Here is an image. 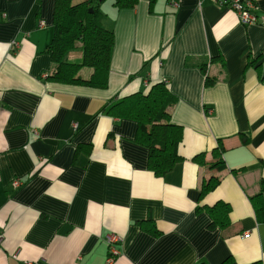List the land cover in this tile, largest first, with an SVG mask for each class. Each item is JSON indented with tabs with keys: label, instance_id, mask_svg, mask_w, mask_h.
I'll use <instances>...</instances> for the list:
<instances>
[{
	"label": "crops",
	"instance_id": "1",
	"mask_svg": "<svg viewBox=\"0 0 264 264\" xmlns=\"http://www.w3.org/2000/svg\"><path fill=\"white\" fill-rule=\"evenodd\" d=\"M54 7L0 0V264H107L110 235L121 238L112 264H264V25L213 0H101L115 45L95 87L50 78ZM67 59L82 61L81 44ZM159 81L183 126L182 159L164 176L137 122L110 110ZM218 201L230 222L212 228Z\"/></svg>",
	"mask_w": 264,
	"mask_h": 264
},
{
	"label": "trees",
	"instance_id": "2",
	"mask_svg": "<svg viewBox=\"0 0 264 264\" xmlns=\"http://www.w3.org/2000/svg\"><path fill=\"white\" fill-rule=\"evenodd\" d=\"M100 1L87 0L76 4L73 0H55V35L47 48L55 64L51 79L61 83L107 86L115 34L103 25ZM115 3L121 7L134 6L136 0H115ZM79 44L83 48L82 61H69L67 54ZM83 66L93 69L91 79H84L79 74ZM175 101L167 83L159 81L146 93L136 92L124 97L113 103L110 109L113 115L137 122L136 141L148 148L149 168L158 176H164L182 159L179 146L183 139V126L173 123L169 113V108ZM203 156L204 154H199L195 159L202 162ZM219 181L214 176L204 181L201 196L214 190ZM260 196L261 194L257 195V198ZM208 210L212 216V228L229 225L231 206L228 203L218 201L213 207H208Z\"/></svg>",
	"mask_w": 264,
	"mask_h": 264
},
{
	"label": "built area",
	"instance_id": "3",
	"mask_svg": "<svg viewBox=\"0 0 264 264\" xmlns=\"http://www.w3.org/2000/svg\"><path fill=\"white\" fill-rule=\"evenodd\" d=\"M219 4L225 5L233 9L239 16L241 22L245 25L260 24L264 25V14L258 15L255 12L256 4L254 0H213ZM167 83V81H165ZM78 125L74 124V129ZM22 182L19 179L14 180V187H18ZM3 240V235L0 233V243ZM121 238L117 235H110L108 238L109 252L107 257V264H112L116 257L120 254L117 244L120 243ZM23 264H45L42 261H24Z\"/></svg>",
	"mask_w": 264,
	"mask_h": 264
}]
</instances>
